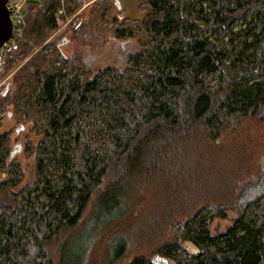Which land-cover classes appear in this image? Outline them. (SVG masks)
Wrapping results in <instances>:
<instances>
[{
  "label": "trees",
  "instance_id": "1",
  "mask_svg": "<svg viewBox=\"0 0 264 264\" xmlns=\"http://www.w3.org/2000/svg\"><path fill=\"white\" fill-rule=\"evenodd\" d=\"M64 5L76 9L80 1L49 0L40 7L28 0L24 36L41 42L57 28L61 15L53 12ZM138 8L145 15L137 23L98 13L79 35L85 45H101L110 34L132 36L142 28L148 36L142 51L112 77H103L110 67L84 72L81 52L68 57L57 44L13 77L10 101L18 107L25 99L26 119L41 136L33 178L23 185L22 172L0 179V264H87L97 235L121 221H128L123 230L129 237L116 236L106 247L112 263L145 242L167 264H264V171L250 174L253 184L244 172L228 179L219 154L214 188L217 178L206 169L215 168L213 152L220 150L213 143L226 126L264 116V0H143ZM240 20L237 54L203 36ZM21 43L18 50L29 54L30 45ZM130 66L140 74L132 75ZM8 149L3 138L0 165ZM237 152L233 148L234 157ZM48 162L60 165L59 183L45 173ZM143 184L155 197L136 223L143 190L136 195L134 189ZM229 208L235 209L231 224L211 231L208 222ZM151 260L138 253L130 264Z\"/></svg>",
  "mask_w": 264,
  "mask_h": 264
},
{
  "label": "rangeland",
  "instance_id": "2",
  "mask_svg": "<svg viewBox=\"0 0 264 264\" xmlns=\"http://www.w3.org/2000/svg\"><path fill=\"white\" fill-rule=\"evenodd\" d=\"M35 1H37L41 7L49 0ZM63 1L65 2V0ZM79 1L80 6L76 9H66L64 5L61 12H53L55 16L60 17L61 15L58 19V26L57 28L52 29L48 35L41 40V42L35 44L32 40H28L26 36L24 37L21 44L27 43L30 45L31 50L29 51V54L21 53V51L18 50V46L15 50L17 53L19 52L18 59L16 60V54H14V56L8 60L11 62V68L7 66V61L5 73L0 78V92L1 90H5V88L7 91L5 98H2V101L0 102V140L3 138L8 140V155L15 143H20L21 149L17 151L14 157L10 158L7 156L6 163L4 162V164L0 165V179L12 177L14 173L22 172L23 179L19 185H23L29 182L34 174V160L36 154V152H34V147L40 141L41 135L35 133L33 122L26 119L25 110L27 108V103L25 102V99L22 98L18 107H16L17 102L11 103L10 101L11 96L16 89L15 78L13 77L25 67L27 62L37 56V54L48 55L54 50L55 45L61 40V37L64 36L69 40L65 42V44H62V51H64L68 57L72 56L75 51H80L84 72L88 71L89 74L94 75L99 70L110 67L112 69L103 73L104 78H109L115 74L116 69H124L127 65H132L136 56L142 51L140 48L141 44L148 38L142 28L138 26L132 36L121 37L117 34H110V37L108 36L109 39L107 38L106 42L101 45H95L92 43H89L88 45L83 44L79 39L81 30L89 21L90 17L95 24L98 20V13H100L101 19H108L109 21L115 20L116 23L121 22L124 18L129 19L131 22L134 21L133 23H137L144 17L145 13L138 8L143 0H97L86 6L83 5V1ZM114 1L118 2V7L113 5ZM37 7L39 6L37 5ZM67 11L70 12L67 13ZM89 14L91 15L89 16ZM199 21L203 22V20ZM241 25L242 21L240 20L224 31L209 28L203 31V36L207 37L209 40L211 39L215 43H220V45L233 49L234 54H237L239 49H241V40L237 36V32ZM218 40L220 41L218 42ZM52 64H55L57 68H61L62 70L66 69L63 62L61 63L60 61L55 60ZM83 73L81 72L79 74L81 78L84 77ZM131 73L134 76L140 74L138 68L134 66L131 67ZM28 85L29 84H26L25 87H29ZM29 88L27 89L29 90ZM31 90L32 91L29 93H31L32 96H35L38 92L37 87H34ZM89 127L91 126L86 124L85 129L87 133H89ZM213 144H216L214 148L217 147L216 149L220 150V153L218 151L216 155L215 151H212L215 157V168H213L212 165L207 164L206 169L210 170L208 173L211 178H217L216 181L214 180L215 178L213 179V181H215V183L213 182L214 188H216L218 184L217 180L221 167H219V161L217 160L220 156V160H224L225 164H223V167H225L226 172L229 169L228 174H230L227 175L228 179L237 174H240L242 177V172H244L246 173V176L249 175L246 177L247 181H250V184H253V182L256 181V177L254 178V175L250 174H258L260 171H264V116L262 118L257 115H252L244 119L238 124V126H226V130H223L222 133L218 135ZM233 148L238 151L236 157H234V154L232 153ZM17 165L20 167H17ZM45 170V173L52 179L53 183L60 182V165L54 162H48V166ZM238 171L240 173H237ZM149 187L151 186L143 184L140 188L136 187V189H134L137 193L136 195L143 190L142 196H139L140 199L134 209V220L136 223H139L138 221L141 217L137 216L140 214L147 216L146 214L149 212L151 206L149 202L155 197L154 189ZM248 191L246 190L244 193H248ZM263 200L264 198L261 201ZM91 202L83 215V220L89 217L92 208ZM148 205L149 208L147 207ZM262 210H264V205ZM234 214L235 209L229 208L225 217H217L208 222L209 229L213 232H216L217 229H225L231 224ZM126 222L128 221L119 222L115 227L116 229H111V227H113V222L107 223V225L110 226H107L106 228L104 227L105 229L97 235V239L94 241L93 245H90L93 251L89 253V256L86 258L87 264H130L135 254L143 253V255H148L150 259L155 255V252H153L155 246H152L151 244L147 245L144 242L138 245L139 248L137 252H128L120 259L119 263H112L109 260L108 256H106V252H108L106 247L111 242L115 241L116 236L125 234L129 237V235H127L128 231L123 230L128 227Z\"/></svg>",
  "mask_w": 264,
  "mask_h": 264
},
{
  "label": "built area",
  "instance_id": "3",
  "mask_svg": "<svg viewBox=\"0 0 264 264\" xmlns=\"http://www.w3.org/2000/svg\"><path fill=\"white\" fill-rule=\"evenodd\" d=\"M28 0H6V9L11 22L10 37L0 46V78L5 73L6 64L14 56L15 50L24 40L26 27V10ZM83 5L94 3L97 0H81Z\"/></svg>",
  "mask_w": 264,
  "mask_h": 264
},
{
  "label": "water",
  "instance_id": "4",
  "mask_svg": "<svg viewBox=\"0 0 264 264\" xmlns=\"http://www.w3.org/2000/svg\"><path fill=\"white\" fill-rule=\"evenodd\" d=\"M6 0H0V46L10 37L11 34V22L6 9ZM69 39L61 37V40L57 43L58 47L67 42ZM21 149L20 143H15L13 148L9 151V157L12 158L16 155L17 151ZM153 264H167V260L162 256L155 254L151 258Z\"/></svg>",
  "mask_w": 264,
  "mask_h": 264
}]
</instances>
